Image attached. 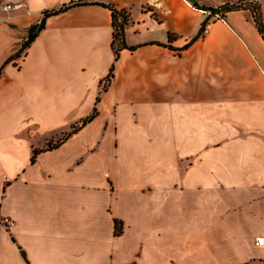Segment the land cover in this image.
Segmentation results:
<instances>
[{
	"label": "crops",
	"instance_id": "crops-1",
	"mask_svg": "<svg viewBox=\"0 0 264 264\" xmlns=\"http://www.w3.org/2000/svg\"><path fill=\"white\" fill-rule=\"evenodd\" d=\"M79 1L0 0V264H264V41L199 9L264 0H84L135 49L85 5L11 59Z\"/></svg>",
	"mask_w": 264,
	"mask_h": 264
},
{
	"label": "trees",
	"instance_id": "trees-1",
	"mask_svg": "<svg viewBox=\"0 0 264 264\" xmlns=\"http://www.w3.org/2000/svg\"><path fill=\"white\" fill-rule=\"evenodd\" d=\"M192 5L194 7H197V4L195 3L194 0H190ZM85 5H96V6H101L103 8H106L110 11L111 14V28H112V39H111V44L110 48L113 54V61L116 62L119 59L120 52L122 50H129L133 51L135 48L134 47H129L125 43L124 39V29L128 24L129 18L128 15L125 11L123 10H117L114 8L111 4L105 5L103 3H98V2H86L84 0H81L76 3H71L69 5L63 6L59 9H53L49 11L43 12V18L38 26V29L36 32L33 34L29 35L27 40L21 45V48L19 51L11 58H19L24 51L29 47V45L33 42V40L36 38L38 33L44 29L45 25V20L46 18L50 16H54L60 13H63L67 11L68 9L75 7V6H85ZM200 10L204 12L209 13V18L210 17H215L217 16L218 18H223L224 15L228 12L232 11H239V10H249L251 13V16L253 18V22L255 24V27L261 36L262 40L264 41V30L261 28V22L263 21L261 18L260 14V8L259 5L256 3H249V2H238L235 4H225L221 7L218 8H206V7H199ZM208 21H204L202 25L199 28V31L196 35V37L193 40L199 39L202 37V32L204 30V27L208 24ZM172 37L168 36V42H171ZM114 62L110 66V69L108 71L107 76L105 77L104 81L101 83L102 88L101 92H105L108 85L110 84L112 78H113V70H114ZM99 97L96 98V102H98ZM97 115L96 108L93 109L92 113L87 116L85 119H83L81 122H79L77 125L72 126L70 131L66 133L63 137V139H66L67 137L71 136L72 134L77 133L81 128H83L87 123L91 122ZM58 143L54 144H47V147L45 148L46 150H52L58 147ZM38 151H35L32 158L31 162L34 161V156L36 155ZM121 233V223L117 222L116 220L114 221V235L118 236Z\"/></svg>",
	"mask_w": 264,
	"mask_h": 264
},
{
	"label": "built area",
	"instance_id": "built-area-1",
	"mask_svg": "<svg viewBox=\"0 0 264 264\" xmlns=\"http://www.w3.org/2000/svg\"><path fill=\"white\" fill-rule=\"evenodd\" d=\"M21 8V4L18 2L8 3V4H0V9L4 12L7 11H16ZM208 24L204 27V30L202 32V36H204L207 32ZM261 28L264 30V21L261 22ZM0 224L9 225L10 222L8 220H0ZM255 245L260 248H264V236L256 238Z\"/></svg>",
	"mask_w": 264,
	"mask_h": 264
},
{
	"label": "rangeland",
	"instance_id": "rangeland-1",
	"mask_svg": "<svg viewBox=\"0 0 264 264\" xmlns=\"http://www.w3.org/2000/svg\"><path fill=\"white\" fill-rule=\"evenodd\" d=\"M51 144V143H50Z\"/></svg>",
	"mask_w": 264,
	"mask_h": 264
}]
</instances>
